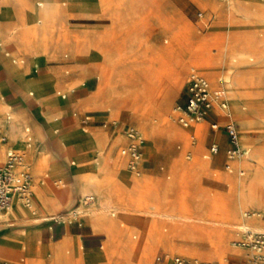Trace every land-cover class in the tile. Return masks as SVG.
<instances>
[{"label":"rangeland","instance_id":"obj_1","mask_svg":"<svg viewBox=\"0 0 264 264\" xmlns=\"http://www.w3.org/2000/svg\"><path fill=\"white\" fill-rule=\"evenodd\" d=\"M112 1L109 13L119 18L114 28L120 23L123 29L113 30L103 41L107 36L91 28L97 21L86 18L95 14L91 0H0V62L17 80L21 100L18 107L14 106L19 100L12 101L14 108L0 101V130L6 131L8 145L15 151L35 157L47 152V160L34 158L28 164L37 180L58 187L65 175L81 173L79 206L69 205L59 214L72 212L73 218V211L81 207L77 218L87 216L90 220V211L101 208L105 210L101 215L115 221L113 247L105 252V246L109 249V238L105 236L104 249L99 251L103 261L97 264H120L127 254L135 260L142 250L140 233L129 230L127 234L122 228L137 225L135 216L122 209L127 201L130 209L150 217L145 231L149 239L143 245L145 256L137 264H172L175 255L221 264L246 260L248 251L234 243L236 232L245 223L264 230V217L246 220L242 216L245 211L264 216V0H152L146 9L144 0ZM193 2L217 12L221 29L198 31L197 5ZM141 12L144 14L139 27L151 18L160 22L148 35H141L137 28ZM218 55L222 56L213 62ZM49 58L57 88L38 79L35 72L38 65L48 64ZM75 67L82 71L81 77ZM100 68L104 84L98 88ZM193 69L213 84L219 78L223 80L229 115L225 118L237 122L239 144L248 153L233 164L232 173L225 170L222 153L212 160L202 158L205 147H201V125L194 124L196 128L186 132L172 114L173 107L183 100V87ZM44 70L47 66L38 67L39 74ZM178 70H182V77L176 76ZM88 76L93 77L85 78ZM4 80L6 75L0 67V82ZM89 95L87 101L77 105ZM128 128L138 131L145 140L142 160L150 158L153 143L166 147L161 150L164 161L170 163L160 165L157 177L146 179L142 171L152 167L151 162L144 161L138 174L127 168V161L120 157L124 142L112 152L116 158L108 161L105 146L107 150L113 136L126 138ZM93 132L106 134L108 142L105 136ZM192 133L197 140L187 158L188 147L182 140ZM27 134L32 137L29 149L25 146ZM94 136L103 137L101 143ZM0 149L2 158L1 143ZM67 150L70 155L62 153ZM105 162L107 173L102 171ZM241 162L249 164L247 174L241 178H250L253 196L236 208L238 198L229 185L239 176L237 167ZM131 182L137 184L128 191ZM90 183H102L106 188L116 184L125 193L103 189L99 194ZM65 191L57 190L67 199L73 195ZM88 196L96 198L98 208L84 205ZM112 207L113 216L109 212ZM10 209L0 220L12 217ZM190 216L208 221L185 220ZM25 220L31 223L33 217L26 216ZM89 222L97 232L96 225ZM214 228L228 233V248L242 249V259L225 255L217 259L215 240L204 234ZM21 257L17 251L7 253L11 262Z\"/></svg>","mask_w":264,"mask_h":264},{"label":"crops","instance_id":"obj_2","mask_svg":"<svg viewBox=\"0 0 264 264\" xmlns=\"http://www.w3.org/2000/svg\"><path fill=\"white\" fill-rule=\"evenodd\" d=\"M214 1L216 3L225 2V1H218V0H214ZM152 2H153L152 0H144L143 1L144 8L145 9L147 8V3L150 4ZM91 4H92L91 8L93 12H95V14L92 16L86 17V18L95 19V21H97L95 24H93L91 28L93 32L101 31L103 35L107 36V38L105 37L103 38V41L107 40L111 36V32H113V30L123 29V26L120 23H117L119 24L117 26L118 28H114V23L119 18L116 15L111 16L109 13L110 8L113 7L112 0H91ZM198 12H202V17H198L197 15ZM143 14L144 13L141 12V14L139 15L137 19L138 20L137 28L141 35L143 34L148 35V33H151L152 31L157 29L156 27L158 26V24L160 25V22L157 20V18L156 19L151 18L149 20V23L148 24L146 23V25H144L143 28H141L139 26L141 25ZM195 16H196V23H197L198 31L204 33L206 31H211L213 29L214 30L221 29V28H218L220 27V24H219L220 16L217 12L212 11L209 8H204L202 6L197 5ZM173 20H176V19H173ZM177 22L179 23V21ZM48 56L49 55H47V57ZM220 56L222 55L216 56L213 59V62ZM29 61L30 59L28 60V63L25 65L26 68H28ZM50 61H51V58H49L48 64L43 63V64L38 65L36 67L35 72L37 74L38 79L48 82L51 86H54L53 88H57V78L54 75L55 69L54 67L49 65ZM40 66H47V70H44V73L42 74H39L38 72V67ZM0 67H2L6 75V80L0 82V101H4L8 103L11 108L18 107L21 104V100L18 98V93H17L18 82L16 79H14L13 77L7 74L5 67L1 64V62H0ZM75 68L78 69L77 67ZM78 70L80 71L79 76L81 77L82 71L80 69ZM202 75L208 79L211 87L224 89L223 80H221L220 78L217 82L213 84L210 82L209 78L205 74H202ZM91 77L93 76H88L85 78L88 79ZM185 84H184V87H185ZM184 87H183V100L181 102L184 101ZM90 95L86 96L85 100H82V101L80 100L76 102L77 105L79 104V102L87 101L90 98ZM16 100H19V104L17 106L12 107L11 106L12 101H16ZM136 111L141 113L139 109H137ZM66 112H70V109L67 110ZM66 112L64 111L63 113L66 114ZM223 113L225 112L219 109H214V111L209 115L207 120L196 123V125H201L203 133H204V139L201 142V147L202 146L205 147V152L202 154V158L205 160H212L219 153H222L224 156V160H223L224 168L227 171H231L232 169L231 160L233 159H228L226 155V149L228 148L229 143H228L227 135L224 132V129L222 128V126L226 123L228 119L225 118ZM172 114H173V110H172ZM95 117L101 118L104 116H95ZM98 120H101V119H98ZM211 121H216L219 125V128L212 129L210 127ZM233 122L235 123L236 127H238L237 122L235 121ZM67 124L70 125L71 124L70 121H67ZM194 128L196 127L193 126L192 128L186 131L193 130ZM173 132L176 134L180 133L178 129H173ZM0 133L5 134V135H0V143L2 147V158L0 157V162H2L5 158V152L8 149H12V148L10 145H8V136H7L6 131L0 130ZM93 133L103 135L107 138L106 134H101V133H96V132H93ZM192 137H193V140L191 139ZM95 138L97 139L98 142H101L103 139V137H95ZM117 138H120V139L117 140ZM196 140H197V137L195 136V133H192L189 137L186 138L185 141L182 140V142H184V144L188 147L187 151H190L191 155H192V150H194L193 148H194V145L196 144ZM107 142H108V138H107ZM121 142H124L122 146L127 145L128 138L127 137L123 138V136H118V135L113 136L111 137L110 145L107 148V150L105 146L104 152L105 154H109V157H108L109 162L111 161L112 158H116V156L112 155V152L115 150V147ZM212 143H216L218 145V152L216 154L204 157V154L208 153V148ZM162 148L164 149L166 147L163 145H156L155 143H153V148L150 149L149 151L150 158L146 160H140L138 169L142 168L144 161L152 163V167L142 170L143 172H145L146 179L157 177L160 172L159 171L160 165L162 163H166V164L170 163V161H164L165 156H163L164 151L161 150ZM67 151L62 152V153L63 154L66 153V155H70L69 150ZM141 152H146V148L145 147L141 148ZM186 152H185V156H186ZM46 154L47 152H44L42 153L41 157H35L34 154L32 153H24L25 159L28 164L31 163L34 158L36 161L47 160ZM120 157L124 158L125 161H127L126 156L123 157L122 155H120ZM169 160H171V157L169 158ZM226 164L230 165L229 169L225 167ZM213 167H217V166H213ZM237 171L240 177H242L245 173L244 171H240L239 169H237ZM30 173L33 178V209L35 213L33 214L31 213V211H28L27 213L21 214L17 217H10L5 220H0V264H97L100 261H103L102 257L100 256L101 252L99 251L102 250V247L104 249L103 243L106 240V238L103 234L99 233L98 231L96 232L94 230V227L89 222V218L87 216H82L81 218H77V215H76L77 213H74L75 215H73V218H71L70 216H72L71 215L72 212H70V213L62 214L61 215L62 218L52 217V215L54 214L61 213L63 209H65L69 205H75L77 203L76 205L79 206L80 204L79 199L82 195L81 194V187H82L81 173L78 171H74V173L72 174L65 175L63 177L62 184L58 187L57 185L53 187L47 182L37 180L35 176L33 175V173L31 172V170H30ZM58 189L66 190L65 191L66 193L73 192V195L70 196L64 202H62L57 197ZM136 189L137 188H135V190ZM95 199L96 198H94V201L91 203V205H94L95 208H98L96 207ZM127 202L125 203L124 206H122V209L124 212L127 211L128 213L132 214L131 216H135L137 220V225L129 226V227H126V225H124L122 226V228H124L127 231V234L129 230H135L140 233L139 239L141 240L142 250L140 254L138 255L137 259L133 260L130 257V255L127 254L124 258H122V260H120L121 261L120 264H137L145 256V251H144L145 249L143 248V245L149 239L147 234H145V231L150 224V217L144 213L136 211L135 209H130L129 207L130 203H127ZM45 205L47 206V208L45 207ZM113 208L114 207L109 209V212L113 211ZM110 213L112 216L115 214L114 212H110ZM44 215H46L47 218L42 219V216ZM26 216L33 217V220H31V223H29L28 220H25ZM63 218H66V219H63ZM244 225H249V224L245 223ZM258 228L261 229V227H258ZM210 233L214 235H218V237L220 238L219 239L220 241L217 240V242H215V244L218 245V246L216 245L215 247L216 252L218 254L217 259H220L219 255H225L226 257L229 256L232 258H241V257L243 258L245 254L241 250L239 249L232 250L231 248H228L227 241L229 239V235L227 232H225L224 230L220 228L219 232L215 231V229H211ZM133 237L135 238L136 236H133ZM113 244L110 245L109 249L107 248V246H105V249H104L105 252H109L111 248L113 247ZM242 249H245V248H242ZM16 251L17 253L21 254L22 257L19 260H15L14 262L8 261L10 259H7V253L8 252L14 253ZM247 251L249 255V250ZM234 253H238L239 257H235ZM244 261L245 260L239 261L238 263H242ZM210 262H217V261H210Z\"/></svg>","mask_w":264,"mask_h":264},{"label":"built area","instance_id":"obj_3","mask_svg":"<svg viewBox=\"0 0 264 264\" xmlns=\"http://www.w3.org/2000/svg\"><path fill=\"white\" fill-rule=\"evenodd\" d=\"M197 15L202 17V12H198ZM214 109L226 112L227 103L224 89L211 87L206 77L195 70L191 71L184 87V101L177 103L173 107L176 121L184 127L189 124H196L207 120ZM210 127L217 129L219 125L216 121H211ZM222 128L227 135L229 143L226 155L228 159H236L241 155L237 127L233 121L228 119ZM126 137L128 138V144L120 149V153L127 157V168L135 171L139 167L141 156L140 134L133 128H128ZM191 139L193 140V137ZM217 152L218 145L212 143L204 157ZM186 156L190 157L191 152L187 151ZM225 167L229 169L230 165L226 164ZM13 201L33 208V178L24 153L8 149L5 152L4 160L0 162V216L8 210ZM93 201L94 198L89 196L84 199V205H89ZM242 216L246 219L264 217L254 211H245ZM234 243L241 248L249 250L247 259L238 264H264V230L255 229L249 225H242L238 229V237ZM172 263L220 264L218 262L188 259L180 255H175L172 258Z\"/></svg>","mask_w":264,"mask_h":264},{"label":"bare ground","instance_id":"obj_4","mask_svg":"<svg viewBox=\"0 0 264 264\" xmlns=\"http://www.w3.org/2000/svg\"><path fill=\"white\" fill-rule=\"evenodd\" d=\"M41 3V2H40ZM251 5H253V4H251ZM263 6V5H262ZM49 8V7H48ZM53 8V7H52ZM55 9V8H54ZM57 9V8H56ZM55 9V10H56ZM50 10H51V8H50ZM49 11V10H48ZM37 12V11H36ZM35 12V13H36ZM205 68L208 66V65H203ZM207 69H208V67H207ZM118 75V74H117ZM182 70H178L177 72H176V76L179 78V77H182ZM116 76V75H115ZM118 77V76H117ZM113 78H114V76H113ZM114 79H116V78H114ZM98 81H99V84H98V88H100V86H102L103 84H104V74H103V72H102V69L100 68V72H99V78H98ZM114 83V82H113ZM118 84V83H117ZM97 100H99V99H97ZM97 103V102H96ZM113 103V102H112ZM223 115L226 117V116H229L228 115V113L227 112H225V113H223ZM7 118H8V116H7ZM170 118H171V114H170ZM86 119H88V117H86ZM240 119H242L243 120V118L241 117ZM175 120V119H174ZM176 121V120H175ZM177 122V121H176ZM245 122V121H244ZM178 123V122H177ZM178 125L182 128V129H185V130H188V129H190V128H192L193 126H195L194 124H189L188 126H186V127H184V126H182L181 124H179L178 123ZM28 129H26V133H28V131H27ZM187 132V131H186ZM238 132V131H237ZM140 134V133H139ZM140 141H141V148H143L144 146H145V140H144V138L141 136V134H140ZM101 143V142H100ZM99 143V144H100ZM238 143H239V134H238ZM240 145V144H239ZM25 146H26V148L27 149H29V148H31V146H32V137L30 136V135H26V137H25ZM240 149H241V155L238 157V158H236V159H233V160H231V165H232V169H231V171H227L228 173H232L233 172V170H234V166H233V164L235 163V162H238L239 160H241L242 158H245L247 155H248V153H247V151L246 150H243L242 148H241V146H240ZM142 154H143V152H141V156H140V160H142ZM256 158L258 159V157H259V154H258V152L256 153ZM104 166H105V168L104 169H102V171H105L106 173H107V171H106V169H107V163L105 162L104 163ZM249 166V164H247L246 162H241L240 164H239V166L237 167V168H239V170L240 171H244L245 173H244V175H246L247 173H246V171H247V169L249 168L248 167ZM138 170L139 169H137V170H135V171H131V172H134V173H137L138 172ZM138 174V173H137ZM250 179V178H249ZM247 177H243V178H241L240 176H237L236 177V181H233V183H231V185H229V187L231 188V190L232 191H234L235 192V196H237V198H238V202H237V205H236V207L237 208H239V207H243L244 206V203L246 202V201H248V200H250V198H252V196H253V192H252V188H251V185H250V180H249ZM142 182H144V180H142ZM232 182V181H231ZM112 183V182H111ZM136 182H131L130 184H127V190L128 191H130L131 190V187H133L134 186V184H135ZM227 183H228V181H227ZM137 184V183H136ZM90 185V187L91 188H93L94 190H95V192H100L99 194H103L102 192H101V190H105V189H107L108 191H116L118 194H121V195H123L125 192L123 191V188L121 187V186H119V185H116V184H114L113 186H111L110 187V185H109V187L108 188H106L105 186H107V185H102V183L101 184H89ZM142 185V184H141ZM140 185V186H141ZM86 187H87V185H86ZM147 187V186H146ZM90 188V189H91ZM110 188V189H109ZM88 192V191H87ZM91 192V191H90ZM107 192V191H106ZM38 194V193H37ZM57 197L62 201V202H64L65 200H67V197L65 196V194H63L62 192H57ZM89 197V196H88ZM85 198H87V197H85ZM84 198V199H85ZM94 198V197H93ZM14 203H17V204H15V206L13 205ZM83 203H84V201H83ZM13 205V206H12ZM18 205H20V206H22V208H24L25 210H23V209H21V208H19V206ZM89 205H91V204H89ZM12 206V207H11ZM10 207H11V209H10ZM45 207L47 208V206L45 205ZM27 208V209H26ZM8 209H10V211H9V214L12 216V217H17V216H19V215H21V214H25V213H27L28 211H31V213H35V211L33 210V208H30V207H28V206H26V205H24L23 203H20V202H16V201H13L12 202V204L9 206V208ZM8 211V210H7ZM6 211V212H7ZM80 211H81V207H78V208H76L73 212H75V213H80ZM91 213V216H92V218L89 220V221H91L92 223H94L95 225H96V227H97V229H98V232L99 233H101V234H103L104 236H107L108 238H109V248H110V245L111 244H113L114 242H115V238L113 237V231H114V228L116 227V223H115V221L114 220H111V219H109L108 217H106V216H104V215H101V213H103V212H105V210H103V209H93L92 211H90ZM4 214V213H3ZM2 214V215H3ZM1 215V216H2ZM1 216H0V218H1ZM52 217L53 218H62V216L60 215V214H54V215H52ZM45 218H47V216L46 215H44V216H42V219H45ZM63 219H66V218H63ZM256 219V218H255ZM185 220H189V221H200V222H207L208 221V219H206V218H200V216H190V217H188V218H186ZM215 229V231H217V232H219L220 231V228H214ZM203 230V229H202ZM204 231V230H203ZM210 231L211 230H208V231H206V232H204V234L206 235V237H208V238H213L214 240H215V242H217V240H219L220 238L218 237V235H214V234H212V233H210ZM236 233H238V232H236ZM220 241V240H219ZM228 242V241H227ZM218 246V245H217ZM242 250V249H241ZM235 254V257H239V255H238V253H234ZM201 259H207V258H205V257H202ZM173 264V263H172Z\"/></svg>","mask_w":264,"mask_h":264}]
</instances>
